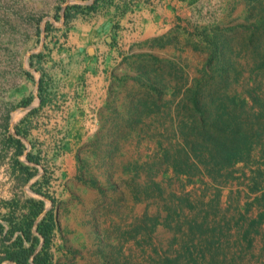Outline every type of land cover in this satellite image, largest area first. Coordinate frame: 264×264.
<instances>
[{
	"label": "rangeland",
	"instance_id": "1",
	"mask_svg": "<svg viewBox=\"0 0 264 264\" xmlns=\"http://www.w3.org/2000/svg\"><path fill=\"white\" fill-rule=\"evenodd\" d=\"M193 1L126 55L88 123L43 108L63 104L46 62L100 8L0 0V264L39 200L52 264H264V0Z\"/></svg>",
	"mask_w": 264,
	"mask_h": 264
},
{
	"label": "crops",
	"instance_id": "2",
	"mask_svg": "<svg viewBox=\"0 0 264 264\" xmlns=\"http://www.w3.org/2000/svg\"><path fill=\"white\" fill-rule=\"evenodd\" d=\"M193 0H65L63 5H97L90 22L76 15L77 24L69 33L68 46L52 51L46 62L52 71L54 90L62 106L43 108L65 118L93 122L99 104L107 94L112 72L121 65L136 44L169 31L194 6ZM94 47V51L91 47ZM36 99V105L40 103ZM54 103H57L55 100ZM89 125V124H88ZM85 126V130H92ZM91 125V123H90ZM67 134L81 129L65 126ZM67 168V162H58ZM32 181V179H30Z\"/></svg>",
	"mask_w": 264,
	"mask_h": 264
},
{
	"label": "trees",
	"instance_id": "3",
	"mask_svg": "<svg viewBox=\"0 0 264 264\" xmlns=\"http://www.w3.org/2000/svg\"><path fill=\"white\" fill-rule=\"evenodd\" d=\"M42 83L40 82V85ZM28 102V101H26ZM24 102V104H26ZM195 107L199 108V103L195 99ZM230 125V123H229ZM248 138L249 136L246 135ZM7 145H15L16 151L14 153L15 161L18 163L17 156L23 153V143L20 139H16L13 136H9L6 139ZM218 151L224 158H232L234 153L230 149V146L226 144V141L218 145ZM234 157V156H233ZM240 158H236L238 160ZM44 210V200L33 202L29 212L25 215L23 223L19 226V233L12 243L6 250L4 260L6 264H52V255L49 252L51 235L56 224V215L52 210L46 212V214L35 224L36 219ZM262 217L264 214L261 215ZM264 219V218H263ZM263 219H259V224L262 223ZM256 222V221H255ZM36 225V231L40 236L35 235L33 226ZM43 239V240H42ZM30 241V244H26V241ZM41 242L40 248L37 247L36 243ZM249 247H252V241L249 243ZM206 264V263H204ZM230 264H241L239 260H232ZM246 264V263H242ZM247 264H252L251 262Z\"/></svg>",
	"mask_w": 264,
	"mask_h": 264
}]
</instances>
